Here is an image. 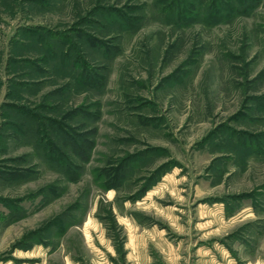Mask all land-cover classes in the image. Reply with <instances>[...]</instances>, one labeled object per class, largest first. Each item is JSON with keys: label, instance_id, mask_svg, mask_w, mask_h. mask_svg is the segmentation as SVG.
Instances as JSON below:
<instances>
[{"label": "rangeland", "instance_id": "374dc122", "mask_svg": "<svg viewBox=\"0 0 264 264\" xmlns=\"http://www.w3.org/2000/svg\"><path fill=\"white\" fill-rule=\"evenodd\" d=\"M0 264H264V0H0Z\"/></svg>", "mask_w": 264, "mask_h": 264}, {"label": "trees", "instance_id": "16d2710c", "mask_svg": "<svg viewBox=\"0 0 264 264\" xmlns=\"http://www.w3.org/2000/svg\"><path fill=\"white\" fill-rule=\"evenodd\" d=\"M112 222L114 223L115 222V220H113V218H112ZM116 223V222H115Z\"/></svg>", "mask_w": 264, "mask_h": 264}]
</instances>
